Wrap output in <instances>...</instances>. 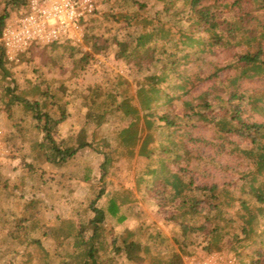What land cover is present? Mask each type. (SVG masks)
<instances>
[{"label":"trees","instance_id":"16d2710c","mask_svg":"<svg viewBox=\"0 0 264 264\" xmlns=\"http://www.w3.org/2000/svg\"><path fill=\"white\" fill-rule=\"evenodd\" d=\"M117 1L129 5L119 13L116 9L101 13V18L112 21L108 29L111 40L96 32L94 26H87L84 43L90 50L76 47L74 51L73 45L77 43L70 37L43 47L34 46L39 47L38 52L46 53L47 47L63 44L69 50L75 74L111 41L120 43L119 33L124 31L126 35L115 56L137 68L140 78L135 81L134 92L131 83L122 76L108 85L101 82L86 85L79 97L88 110L84 114L85 125H93V130L77 132L73 142L58 135V125L67 117L63 84L52 90L47 81L37 78L30 86L33 99L16 92L18 83L9 71L10 61L5 58L0 41V79L9 78L14 84L3 87L0 99L9 96L5 109L19 104L30 112L36 134L40 135L30 144L37 164L61 167L84 148H91L101 156L102 182L90 183L95 195L87 198L82 209L84 214L90 211L92 215L57 216L55 224L44 231L58 246L72 248L62 254L60 264H115L122 256L131 264H143L156 248H162L164 254L154 255L155 264H181L182 254L191 250L198 238L204 242L206 254L228 247L240 256L239 248L253 240L251 264H264V122L250 121L240 109L241 101L247 97L252 109L264 113V88L247 94L241 86L244 79L264 71V0H250L251 7L245 6V0H184L186 9L172 13L175 0H159L163 3L159 10L148 8L151 0ZM27 2H0V35L6 19L14 10L24 9ZM97 13L96 7L88 20L96 21ZM170 14L173 16L169 19L163 18ZM207 51L217 58L205 60ZM31 52L29 49L20 54L13 63H20ZM222 52L224 55H216ZM191 62L197 67L193 79L184 69ZM204 66L206 71L202 70ZM203 72L206 75L202 76ZM222 72L229 76L230 89L219 105L220 110L211 113L213 110L207 106L209 90L195 94L193 88L208 80L221 82ZM261 77L264 79V73ZM177 108L183 113L179 114ZM114 117L119 123L113 136L97 137L96 130ZM192 117L213 123L218 135L214 143L194 135ZM242 141L245 143H239ZM204 148L213 151L205 155ZM225 151H237L247 163L246 168L238 171L240 183L236 179L197 182L196 173L207 175L208 167H219ZM136 155L144 158L136 175V186L152 197L164 220L174 226L170 237L159 228L149 231L142 225L120 232L112 228L125 222L122 206L131 201L128 196L132 190L120 188L110 194L105 181L106 166L117 158L132 159ZM200 168L204 169L199 171ZM91 176L92 167L88 165L82 179L89 182ZM234 187L239 188V195ZM101 200L105 201L100 203ZM38 202L33 198V208H23L27 220L39 212ZM26 219L16 220L8 239L39 245L38 239L33 237L29 241L28 236L31 230L39 228V223L33 220L27 225ZM106 220L112 225L107 226ZM234 223L236 227L232 226Z\"/></svg>","mask_w":264,"mask_h":264},{"label":"rangeland","instance_id":"374dc122","mask_svg":"<svg viewBox=\"0 0 264 264\" xmlns=\"http://www.w3.org/2000/svg\"><path fill=\"white\" fill-rule=\"evenodd\" d=\"M95 1L98 13L94 17H98V19L96 18L97 20L94 22L87 19V26H94L96 32L111 40L112 33L108 29L112 26V21L101 18V13L111 9H116V12L119 13L124 11L129 4L127 0L126 4H122L121 1L118 3L117 0ZM162 4V1L151 0L148 8L159 10L162 8ZM1 5L0 3V7ZM251 5L250 0H245L246 7H251ZM184 9H186L184 0H175V6L171 13L176 11L181 12ZM19 10L21 9L19 8ZM14 12H18V10H14L12 13ZM171 16L173 15L163 16V18L169 19ZM125 37L124 31L119 33L118 39L120 43L117 44L111 41L103 52L93 54L89 63L82 70L76 71L75 74L71 70L72 61L68 57L69 50H65L63 44L54 48L47 47L46 53L38 52L39 47H34L36 49L31 48V54L26 55L20 63L14 64L13 61L7 63L12 77L18 83L16 92L28 94V97L33 99V90H31L32 87L30 86H32L31 84L34 79H44L52 90H55L59 83H62L65 99L68 101L66 105L67 117L61 127L59 126L58 135L68 137L69 141L73 142V138L77 132L86 131L90 133L93 130V125H85L84 114L88 110L82 105L81 98L79 97V92H84L86 85L95 82L108 85L110 82L116 81L119 76H122L131 83V91L134 92L135 81L140 78L137 68L115 56L120 44L125 41ZM84 38L85 34L81 42L72 40L73 43L79 45H73L74 51L76 47L81 51L90 50L84 43ZM206 54L205 60L217 58L212 55L211 51H207ZM219 54L224 55V52L216 55ZM75 55L79 56V53ZM34 67L37 72L33 73ZM184 69L188 75H192L191 78L193 79V75L197 71L196 65L191 62L184 66ZM202 70L206 71L207 67L204 66ZM261 74L258 73L241 82L242 89L246 90L247 94L254 91L259 92L264 88V79H261ZM201 75H206V72H203ZM219 76L221 82L218 80H208L193 88L195 94L203 89L209 90V102L207 106L208 110H213L211 113H216L220 110L219 105L222 103V99L225 100L227 98V91L230 89L228 74L222 72ZM6 85L13 87L14 84L9 78L5 80L0 79V93H2V89ZM8 98L9 96L7 95L0 99V130L3 133V145L7 150V154L0 158V264H45L46 262L48 264H60L63 257L62 254L70 252L72 248L68 247V245L58 246L56 241L49 237L48 233H44L53 223L55 224L57 216L77 218V215L82 213L81 215H85L88 218L92 215L90 211H86L84 214V210L82 209L86 206L87 198L95 195L91 192L90 183L93 185L102 182L100 176L104 170L99 166L101 156L91 148H84L78 151L74 158L61 167L51 166L46 163L38 165L31 158L33 152L31 151L30 143L26 142L29 139V134L24 139L20 134L25 128L15 129L17 120L21 119L22 123L24 122L29 126L33 123L30 112H25L19 104H14L9 109H5L4 104L8 101ZM247 99L245 97L240 103V109L244 112L245 117L247 116L250 121L264 122V113L260 110L252 109ZM177 112L179 114L183 113L180 108H177ZM118 123L119 120L117 118H112L105 126L96 130L97 137L104 135L111 138ZM190 123L194 124L191 128L194 135L211 139L213 143L217 140L216 136L218 135L213 127V123L206 121L199 122L196 117H192ZM233 138L238 140L236 136ZM239 143L244 144L245 142ZM212 151L210 148H204L205 155ZM240 156L237 151L233 153L225 151L221 161L222 164H219L217 168L208 167L207 175L197 172L196 181L199 183L201 181H218L222 183L236 179V182L239 184L240 182L237 178L239 175L238 171L247 167L246 161L240 158ZM143 163L144 158L136 155L132 159L117 158L106 166L105 181L107 182L109 193L116 189L118 191L120 188L132 190V195L128 196L131 201L122 206V211L126 215L125 222L120 225H113L112 228L120 232L126 227L142 225L146 229L148 228L149 231L153 230V228H159L163 234L170 237L174 232V226L164 220L163 213L159 210L152 197L143 188L138 189L136 186V175L143 167ZM88 165L92 167V176L89 182H84L82 176ZM203 169L200 168L198 170L201 171ZM234 192L239 195V188L234 187ZM33 198L42 202V206L39 207L40 216L43 217L47 224L45 230L44 228H38L28 233L29 241L30 239L33 240L34 237L39 240V245L33 244V241L29 243L11 241L8 239V235L11 229H13L16 220H22L25 217L22 212L21 202L29 201ZM104 201L101 200L100 203ZM236 209L231 210V212L234 214ZM26 222L27 225H31L33 221L28 219ZM34 222L36 221L34 220ZM106 223L107 226L112 225L110 220H106ZM236 224L234 223L232 226L236 227ZM256 240L258 239L256 238ZM149 245L152 246L151 240L149 241ZM204 245L201 238H198L195 245L189 248L191 250H187L186 253L182 254V258L190 254L197 256L205 255L207 251ZM253 247L254 241L249 240V242H246L244 246L239 248L241 256L228 247H222L220 253L235 257L236 264H251L253 258L251 251ZM156 254H164L163 249L156 248V251L152 249L149 254L150 256L143 264H155L156 259L153 258ZM115 264L131 263L122 256L119 257Z\"/></svg>","mask_w":264,"mask_h":264},{"label":"built area","instance_id":"2783aa9c","mask_svg":"<svg viewBox=\"0 0 264 264\" xmlns=\"http://www.w3.org/2000/svg\"><path fill=\"white\" fill-rule=\"evenodd\" d=\"M96 9L94 0H28L24 9L12 13L0 35L5 58L14 61L34 46H44L70 37L81 42L87 19ZM0 130V158L7 154ZM181 264H236L235 257L220 252L185 255Z\"/></svg>","mask_w":264,"mask_h":264},{"label":"crops","instance_id":"0c3cea01","mask_svg":"<svg viewBox=\"0 0 264 264\" xmlns=\"http://www.w3.org/2000/svg\"><path fill=\"white\" fill-rule=\"evenodd\" d=\"M32 122H33V120H32ZM64 122V121H63ZM63 122H61L59 125H58V127L60 126L61 127V125H62V123ZM24 124V125H23ZM15 125H16V130L17 129H24V128H28L30 131H29V133H27V132H24V131H22L21 132V130H20V132H21V134H20V136L22 137V138H24L25 136H27V134H29V136H28V138L29 139H27V141L26 142H28V143H30V144H32V143H35V141H36V138H40V135H39V137H38V135L36 134V131H35V127H34V122L33 123H31V125L29 126V125H26L24 122L22 123V121H21V119L20 120H17L16 121V123H15ZM29 126V127H28ZM26 138V137H25ZM24 138V139H25ZM32 151V150H31ZM33 152V151H32ZM31 158L33 159V160H35L36 161V156H35V154L33 153L32 155H31ZM32 201V202H31ZM42 202L40 201V202H38V204H37V208H39V207H41L42 206V204H41ZM21 207L22 208H25V207H31V208H33V199L32 200H29V201H23V202H21ZM41 215V213H40V211L39 212H37L36 213V215L34 216L35 218H29V219H31V221H33V220H35L36 222H38L39 223V228H44V230H45V226H47V224L45 223L46 221H44V219H43V217H41L40 216ZM24 219H26L25 217H23ZM62 218H65V217H62ZM23 219V220H24ZM27 220V219H26ZM46 224V225H45ZM52 225H54V223L52 224ZM46 234V233H45ZM50 237V236H49ZM51 238V237H50Z\"/></svg>","mask_w":264,"mask_h":264}]
</instances>
